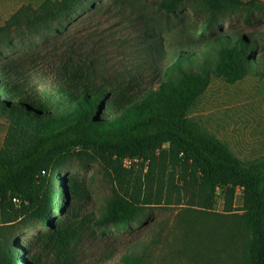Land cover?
Wrapping results in <instances>:
<instances>
[{
	"label": "rangeland",
	"instance_id": "374dc122",
	"mask_svg": "<svg viewBox=\"0 0 264 264\" xmlns=\"http://www.w3.org/2000/svg\"><path fill=\"white\" fill-rule=\"evenodd\" d=\"M58 1L0 0V27L14 15L22 20L44 3ZM158 1L85 0L49 29L37 31L23 23L12 26L0 42V63L20 69L14 79L23 88L21 93H6L8 97L14 94L10 103L26 105L27 100H51L46 87L35 84L42 81L51 86L58 82L54 73L60 67L59 56L84 65L92 62L98 83L120 75L125 79L128 73L141 77V89L155 88L156 83L149 79L169 62L170 55L187 45L197 52L203 49L201 42L207 43L215 36L244 35L254 39L258 49L251 55L264 61V0L227 1L215 16L210 33L192 43L187 40L198 26L194 25L187 35L186 27L193 20L199 23L209 18L205 6L198 0L183 2L174 16L159 11L155 6ZM92 3L102 8L92 13ZM150 41L160 55L145 49V43ZM262 72L258 66L232 84L212 77L187 113L190 120L225 143L242 161L264 156ZM53 107L47 112L52 113ZM19 123L20 126L13 124L8 113L0 116V151L10 134L28 133L27 122ZM121 168L125 171L116 179L111 158L74 149L72 155L60 158L49 172L54 173L51 190L55 194L50 216L60 217L58 209H65V197L68 209L80 207L81 212L97 217L113 191L142 207L139 220L122 229L83 226L72 249L73 264H123L120 257L126 254L142 256V264H245L243 247L247 233L241 219L239 189L230 195L217 187L209 205L203 190L191 178L188 166L166 146L149 160L134 159ZM69 182L79 186L84 195L82 201L73 197ZM12 206L13 211L5 208L0 219L5 220L7 214L13 218L8 229L16 264H34L33 260L36 264H64L44 237L47 228L30 215L26 205L13 200Z\"/></svg>",
	"mask_w": 264,
	"mask_h": 264
},
{
	"label": "trees",
	"instance_id": "16d2710c",
	"mask_svg": "<svg viewBox=\"0 0 264 264\" xmlns=\"http://www.w3.org/2000/svg\"><path fill=\"white\" fill-rule=\"evenodd\" d=\"M84 1L44 3L22 20L14 15L0 27V42L12 26L21 23L37 31L49 29L52 23L65 18ZM187 1L194 0H159L155 6L175 16ZM198 1L210 16L199 23L193 20L194 23L188 24L186 35L194 25L198 26L197 32L187 40L191 43L210 33L215 16L230 0ZM90 7L92 13L102 8L93 3ZM145 44V49L160 55L152 41ZM201 44L203 49L197 52L187 45L170 55L169 62L149 79L156 83L155 88L141 89L140 82L144 80L130 73L125 79L120 75L115 80L98 83L92 62L84 65L59 56L60 67L54 73L58 82L51 86L42 81L35 84V87H46L51 100H27L26 105H13L9 99L14 94L10 97L6 94L21 93L22 83L14 79L20 69L1 62L0 116L10 114L16 126L24 120L28 133L24 136L10 134L0 151V215L5 208L13 211V200L26 205L30 215L47 228L44 237L57 250L62 262L73 264L72 249L79 241L83 226L122 229L139 220L142 207L113 191L97 217L81 212L80 207L68 209L65 197L62 199L65 209H58L60 217L50 216L55 194L51 190L54 173L49 172L54 170V164L72 155L74 149L90 151L113 160L117 179L120 172L125 171L121 168L124 160L146 161L166 146L188 166L191 178L203 190L209 205L213 203L217 187L224 188L230 195L235 189L240 190L241 219L247 233L244 261L245 264H264V156L240 160L225 143L187 117L212 77L232 84L258 66L264 74V61L252 57L258 45L244 35L215 36ZM51 105L54 111L48 113ZM48 173L51 175L46 178ZM69 183L73 197L82 201L84 195L79 186ZM12 221L8 214L5 220L0 219V264H16L8 229ZM142 258L126 254L120 260L123 264H142ZM33 263L36 264V260Z\"/></svg>",
	"mask_w": 264,
	"mask_h": 264
},
{
	"label": "built area",
	"instance_id": "2783aa9c",
	"mask_svg": "<svg viewBox=\"0 0 264 264\" xmlns=\"http://www.w3.org/2000/svg\"><path fill=\"white\" fill-rule=\"evenodd\" d=\"M131 161H134V159H126L123 161V167H125V165L128 163H130Z\"/></svg>",
	"mask_w": 264,
	"mask_h": 264
}]
</instances>
